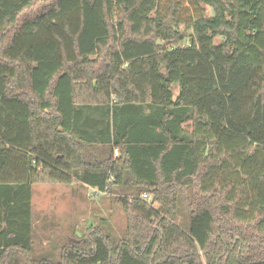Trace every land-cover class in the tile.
<instances>
[{"label":"trees","instance_id":"obj_1","mask_svg":"<svg viewBox=\"0 0 264 264\" xmlns=\"http://www.w3.org/2000/svg\"><path fill=\"white\" fill-rule=\"evenodd\" d=\"M76 183L127 231L56 264H264V0H0V264H55L32 187Z\"/></svg>","mask_w":264,"mask_h":264},{"label":"rangeland","instance_id":"obj_2","mask_svg":"<svg viewBox=\"0 0 264 264\" xmlns=\"http://www.w3.org/2000/svg\"><path fill=\"white\" fill-rule=\"evenodd\" d=\"M207 17H213L211 6L202 4ZM184 29V27H181ZM217 38L216 43H223ZM176 99L179 84L171 87ZM34 260L46 259L59 263L63 250L70 243L83 238L91 227H98L115 242L125 238L127 217L120 198L127 196L116 191L107 196L94 194L86 186L76 183L65 185H34L32 187ZM177 224L189 231L190 213L183 198H179Z\"/></svg>","mask_w":264,"mask_h":264},{"label":"built area","instance_id":"obj_3","mask_svg":"<svg viewBox=\"0 0 264 264\" xmlns=\"http://www.w3.org/2000/svg\"><path fill=\"white\" fill-rule=\"evenodd\" d=\"M113 153H114L115 157H119V155H120V152H119L118 149H114ZM92 190L94 191V194H98V195H102V196H107L108 195L107 192H100V191H98L96 189H92ZM142 198L145 199V200H151V197L149 195H147V194H143Z\"/></svg>","mask_w":264,"mask_h":264}]
</instances>
